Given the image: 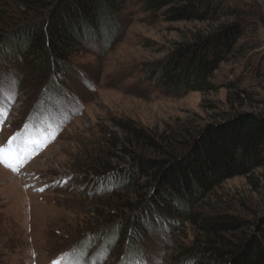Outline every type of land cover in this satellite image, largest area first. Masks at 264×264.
I'll return each instance as SVG.
<instances>
[{
    "label": "rangeland",
    "instance_id": "374dc122",
    "mask_svg": "<svg viewBox=\"0 0 264 264\" xmlns=\"http://www.w3.org/2000/svg\"><path fill=\"white\" fill-rule=\"evenodd\" d=\"M237 1L248 13L240 56L220 67L217 90L178 97L145 75L207 24L168 22L133 1L114 41L90 42L72 57L70 77L53 82V75L35 76L14 52L3 54L6 35L40 20L18 0H0V146L16 136L13 145L30 153L15 170L0 162V264H198L184 255L205 245L201 218L264 217V170H258L205 195L196 221L157 226L140 244L130 245L128 224L125 237L109 230L137 214V194L150 196L116 181L131 153L160 156L151 146L142 150L118 120L167 137L264 111V7Z\"/></svg>",
    "mask_w": 264,
    "mask_h": 264
},
{
    "label": "trees",
    "instance_id": "16d2710c",
    "mask_svg": "<svg viewBox=\"0 0 264 264\" xmlns=\"http://www.w3.org/2000/svg\"><path fill=\"white\" fill-rule=\"evenodd\" d=\"M18 1L40 21L6 35L3 54L14 52L35 76L53 75V82L55 77L59 81L70 77L72 57L90 42L114 41L120 20L133 1L148 14L162 13L168 22L207 24L204 33L200 31L168 59L148 69L146 80L167 95L183 97L217 90L213 83L216 73L240 56L239 42L247 32L242 18L248 13L243 1L237 0ZM117 125L142 144V150L151 146L160 155L132 152V163L117 175L116 181L122 180L124 189L150 191L147 197L137 194L134 217L123 218L109 229L125 237L127 233L121 230L130 225V245L153 236L157 226L179 225L183 219L196 221V208L205 195L229 180L249 178L264 170V111L232 115L225 123L207 125L195 135L154 137L130 120H118ZM200 220L207 234L205 245L187 251V262L205 264L210 259L217 264H264V217L247 221L218 215Z\"/></svg>",
    "mask_w": 264,
    "mask_h": 264
},
{
    "label": "snow or ice",
    "instance_id": "6c2138e0",
    "mask_svg": "<svg viewBox=\"0 0 264 264\" xmlns=\"http://www.w3.org/2000/svg\"><path fill=\"white\" fill-rule=\"evenodd\" d=\"M16 140V136H13L7 141V147L0 146V162H3L8 168L13 170H15L18 163L25 158L26 153V149L21 143H17L15 150H13V143Z\"/></svg>",
    "mask_w": 264,
    "mask_h": 264
},
{
    "label": "water",
    "instance_id": "95a60500",
    "mask_svg": "<svg viewBox=\"0 0 264 264\" xmlns=\"http://www.w3.org/2000/svg\"><path fill=\"white\" fill-rule=\"evenodd\" d=\"M255 1H258L259 3H261L264 7V2H263L264 0H255Z\"/></svg>",
    "mask_w": 264,
    "mask_h": 264
},
{
    "label": "bare ground",
    "instance_id": "6f19581e",
    "mask_svg": "<svg viewBox=\"0 0 264 264\" xmlns=\"http://www.w3.org/2000/svg\"><path fill=\"white\" fill-rule=\"evenodd\" d=\"M264 2V1H263Z\"/></svg>",
    "mask_w": 264,
    "mask_h": 264
}]
</instances>
